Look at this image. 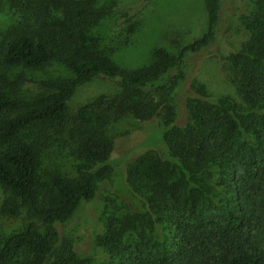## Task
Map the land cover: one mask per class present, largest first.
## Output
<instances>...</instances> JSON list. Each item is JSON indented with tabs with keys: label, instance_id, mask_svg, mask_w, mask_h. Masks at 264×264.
Instances as JSON below:
<instances>
[{
	"label": "trees",
	"instance_id": "16d2710c",
	"mask_svg": "<svg viewBox=\"0 0 264 264\" xmlns=\"http://www.w3.org/2000/svg\"><path fill=\"white\" fill-rule=\"evenodd\" d=\"M220 2L203 0L207 27L200 37L172 41L176 53L156 49L128 69L100 47L97 29L113 6L0 0L13 17L0 27V214L24 220L0 234V264H264V0H249L245 39L231 52L215 45ZM188 52L217 60L242 102L212 96L195 82L185 100L188 121L179 124L172 96ZM53 62L73 76L18 72ZM98 76L115 80L118 91L71 108L76 88ZM26 81L45 91L25 96ZM125 117L153 121L163 145H144L151 149L126 164V184L143 209L123 199L103 206L92 230L97 261L79 254L59 225L112 182L124 156L108 124ZM56 144L68 148L75 174L58 169L42 180L41 151Z\"/></svg>",
	"mask_w": 264,
	"mask_h": 264
},
{
	"label": "rangeland",
	"instance_id": "374dc122",
	"mask_svg": "<svg viewBox=\"0 0 264 264\" xmlns=\"http://www.w3.org/2000/svg\"><path fill=\"white\" fill-rule=\"evenodd\" d=\"M98 3L113 6L112 13L102 20L97 32L101 37L100 47L120 67L128 69L139 67L149 61L156 49L176 53L172 41L187 44L206 32L207 17L203 0H98ZM220 3L224 16L215 28V45L223 52H231L245 39L242 22L247 14L249 0H221ZM125 15L132 16L133 19L126 22ZM10 19L13 17L8 12L7 5L1 4L0 27L7 26L12 21ZM133 22L135 28L132 31L128 28ZM219 68L217 60L207 58L201 53L188 52L184 55L181 65L182 76L172 96L179 124L188 121L185 100L192 94L191 86L195 82L205 84L207 92L212 96L230 95L238 102H242L234 86L222 75ZM19 71L44 79H69L73 76L65 65L57 62L40 70L20 68ZM118 89L119 85L115 80L98 76L80 84L68 103L71 108H76L99 95L114 94ZM21 91L25 96H31L44 92L45 89L39 87L37 83L26 81L21 86ZM132 128L136 130L133 131ZM108 132L114 139L116 151L124 156L113 173L112 182L104 183L92 202L82 203L70 220L59 225L61 235L72 239L79 254L91 253L97 256V261L102 259V256L91 244L92 230L98 223L103 206L106 204L113 206L123 199L134 210L143 209L141 200L129 191L126 184V164L140 153L151 149L144 148V145L157 148L161 143L163 145L162 131L158 127L154 129L153 121L140 123L131 117H125L110 122ZM156 147L153 149H157ZM41 152L42 180L49 171L58 169L67 175L75 174L74 161L69 156L68 148H61L56 144ZM23 224L24 220L20 217L0 214V234H9Z\"/></svg>",
	"mask_w": 264,
	"mask_h": 264
}]
</instances>
